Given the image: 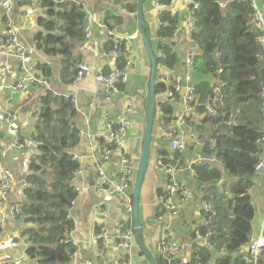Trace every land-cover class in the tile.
<instances>
[{"label":"trees","instance_id":"1","mask_svg":"<svg viewBox=\"0 0 264 264\" xmlns=\"http://www.w3.org/2000/svg\"><path fill=\"white\" fill-rule=\"evenodd\" d=\"M137 1L121 0L122 7L128 12L136 13ZM158 1L162 5H169L172 0ZM194 1L198 7L193 12L195 30L191 37L197 48L192 74L193 81L195 79L194 92L199 104L197 109L200 112L204 111L206 98L212 93L213 78L223 84L222 104L218 106V115L203 118L205 124L211 125V130L205 133L203 151L214 154L220 164L193 165L195 183L203 192V201L208 199L211 210L205 212L201 208L208 223L199 224L192 230L190 241L195 245L196 233L205 235L210 231L207 241L213 244V248L197 247L191 260L196 264L209 263L211 260L212 264H247L242 260L240 251L248 244L252 235L255 207L249 190L254 185L257 171L255 166L261 163L259 153L264 144L258 143V139L264 134V97L261 96L264 68L260 67L262 50L256 41L258 31L251 23L252 0ZM223 2H226V5L222 6ZM40 6L45 9L46 16L38 21L43 30L34 37L36 47L46 55H63L69 62L65 70L73 69V77H76L77 64L81 59H74L73 51L76 45L78 47L84 41L87 23L83 0H41ZM122 20L121 15L108 14L105 23L110 27L111 23L119 24ZM177 25L178 18L173 16L169 9L161 10L154 31L150 30L147 22L144 24V30L151 38L156 56V96L171 88L167 86L166 80L161 79L158 68L162 67L168 71L175 66L177 53L173 32ZM112 47L110 42L105 46L107 50ZM116 60L118 66L125 60L122 50ZM37 67L42 72V77L51 74L49 66ZM103 70L108 72L111 66ZM251 101L256 103L259 116L252 114L249 105ZM49 102H52V99L48 92L39 102L40 118L47 124L56 113ZM58 104V115L66 112L57 119L55 127H58V124L61 127L47 128L52 137H57V141L50 143L43 132L44 129L40 127L39 131L31 135L40 143V151L29 164L30 172L25 177L26 186L22 189L24 200L19 203L20 216L26 224L21 235L28 241L25 255L31 264H70V254L76 247L72 241L66 240L72 238L74 230V220L72 216H68V207L77 197L72 179L79 162L72 158L70 148L78 141V131L71 129L69 125L71 116L75 114L70 99L60 97ZM173 111L169 101L157 98L155 118H161L167 126ZM232 116L234 123H230ZM208 136L216 140L215 147L210 148ZM157 152L158 159L165 165L168 164L169 152L163 148H159ZM36 160H39V164ZM45 164L53 168L50 183L36 174ZM226 185L228 188H225ZM203 188L217 191L209 194V191H203ZM161 193L162 189L158 190L157 194ZM155 213L157 216L158 209ZM125 222L122 223L124 228L131 225L129 218ZM148 251L157 264H165L162 257L149 249ZM220 251L224 254L217 255ZM139 252L143 255L140 250ZM260 260L264 262V255Z\"/></svg>","mask_w":264,"mask_h":264},{"label":"crops","instance_id":"2","mask_svg":"<svg viewBox=\"0 0 264 264\" xmlns=\"http://www.w3.org/2000/svg\"><path fill=\"white\" fill-rule=\"evenodd\" d=\"M253 1L264 14V0ZM40 2L41 0H13L14 10L12 13L14 26L18 29L22 40L31 49L27 54L28 65L35 68L40 77H42V72L37 66L46 65L51 68V74L43 78L49 81L52 91L50 92L52 102L48 104L56 111L55 116L53 115L51 118L50 125L52 128L57 126L59 117H56V115L59 111L58 102L60 97L75 96L77 99V106L74 107L75 114L71 116L69 122L72 124L71 129L74 128L78 131V141L70 148V152L77 155L82 166V174L72 179L75 188L80 187L82 190V193L76 197L72 209L74 220L72 237L80 248L81 257H78L73 264H84L83 261L85 260L91 261L92 264H120L123 259V252L116 248L113 243L112 232L116 225L126 223V219L129 218L130 221L131 218L125 213L124 199L121 195H106L95 187V159L100 158L103 153V147L98 144L96 135L105 131L108 119L117 121L122 116L127 118L130 124L125 134L123 150L131 165H137L144 133L145 100L148 94L150 72V64L137 31V15L135 12L126 11L122 7L121 0H83L84 8L87 11V25L91 35L85 41V48L82 51L79 50L80 45L78 47L76 45L73 58L80 57L81 60L87 62L90 73L81 79H75L73 69L65 70L69 62L66 61L67 59L63 55H46L38 50L34 43L35 35L43 30L38 21L41 17L46 16L45 9L40 6ZM158 4H160L158 0H146L143 6L145 22H147L151 31H154L157 26L158 15L161 10L169 9L170 12L175 10L178 15V24H185L188 13L182 1L176 4L171 1L169 5H163L162 7H158ZM108 14L122 16L121 23L113 24L110 21V27L116 33L129 35L132 42V63L125 69L127 81L119 85L120 92L118 94L99 93L96 91L98 87L94 78V70L98 66L103 69L111 66L112 69L115 58L119 56V51L114 52L113 48L108 50L105 48L107 43L110 42L107 39L108 25L105 23ZM3 28V11L0 8V34ZM173 43L177 53L174 68L168 71L162 67L158 68L161 79L166 80L168 87L172 86V79L175 75L184 74V56L190 45V42L183 35L174 37ZM261 66L262 64H260ZM2 67H5V73L4 76L0 75V83L8 86L18 74V62L13 57L0 55V71ZM194 78L197 77L194 76ZM121 85L122 87H120ZM40 92L41 88L35 85L29 86L18 94H12L8 88H3L0 92V102L9 109L16 111L18 115L17 125L22 136L30 137L39 131L38 127L50 132L47 129L49 127L47 122L40 118V101L38 100ZM158 97L163 101H169L174 111L178 109L176 101L168 99L166 92ZM65 113L61 114L65 115ZM54 121L55 123H53ZM171 123L172 116L167 126L163 124L161 118H155L153 139L148 157V165L150 160L154 159L155 168L153 166L150 172L148 166L146 169L144 181L146 178H150L151 185V192L148 193L147 198L144 197L143 185L141 188L140 220L143 227L142 239L146 247L155 255H158L156 241L162 237L163 230L155 213L156 209L160 213L157 204V192L163 190L165 180L164 174L157 165V151L159 148H163L169 152L168 138L170 135L178 133L170 128ZM189 123L181 128L182 131L187 133V145L183 151L177 154L181 170L178 176L194 190L195 196L188 203L180 204L179 214L176 217L163 214V220L172 223V229L166 231L169 240L173 243L184 242L188 245V248L181 252L184 257H178V261L183 257L182 262L196 264L191 260L190 233L202 220L200 200L203 197V192L200 187H197L194 174L189 167L192 163L197 162L199 158L210 155L203 151V144L206 141L205 133L211 130V125L210 123L205 124L203 118L195 117H192ZM43 125L44 128L41 127ZM51 136L52 134L48 133L47 139L50 143H55L57 137L54 135L51 138ZM2 143V135L0 134V144ZM189 146H193L192 153L189 151ZM259 158L262 167L256 171L254 185L249 190L255 207L252 236L259 229L264 209V144L261 146ZM36 162L39 164V160H36ZM3 164L10 167L13 172V186L4 205L0 208V212L5 211L7 205L11 203H20L24 200L22 189L26 186V174L30 172L24 158L15 153L8 154ZM213 164L219 166L220 162L214 158ZM41 167V170H37L36 174L41 175L47 183H50L53 168L51 165L46 164ZM103 168L108 177L117 176L120 168V153L117 150H114L110 158L103 163ZM226 174L225 177H227ZM220 187L223 188L224 186ZM225 188H228V185ZM203 191H209V194H211L217 190L211 191L203 188ZM205 200L208 201V199ZM25 226L24 218L20 215L14 219L6 217L0 222V262L5 264H31L25 255L28 241L26 237L21 235ZM103 232L107 233L108 238L110 237L107 246L103 243ZM244 248L245 246L241 250ZM139 250L138 246L134 247L130 257L133 264H135V258L137 259L138 255L144 259V255H141ZM223 253V251H220L217 255Z\"/></svg>","mask_w":264,"mask_h":264},{"label":"built area","instance_id":"3","mask_svg":"<svg viewBox=\"0 0 264 264\" xmlns=\"http://www.w3.org/2000/svg\"><path fill=\"white\" fill-rule=\"evenodd\" d=\"M183 2L187 9V20L184 25L178 24L173 32L174 37L183 35L190 43L195 42L191 37L195 30V23L193 18V12L197 9L198 4L194 0H172L174 4ZM162 4H158V7H162ZM224 6V5H222ZM253 12L251 16L252 26L258 31L256 41L259 44L262 54L261 60L264 66V14L252 0ZM0 8L3 11L4 28L0 34V55L5 57H13L18 62V74L16 78L7 86L0 83V92L3 88H8L12 94H18L26 90L29 86L35 85L41 88L38 100L41 101L47 93L52 92L51 86L48 80L38 75L35 68L28 65L27 54L31 50L27 44L22 40L18 29L14 26L13 0H0ZM173 16H178L175 10L171 12ZM178 18V17H177ZM105 27V25H104ZM84 41L80 44L79 50L82 51L85 48V41L89 39L91 33L89 26L86 23L84 29ZM107 39L112 42L113 51L116 52L122 50L125 60L118 66V62L115 58L113 67L110 71L104 72L102 67H97L94 70V78L98 87L99 93H111L118 94L120 92L119 85L127 81V73L125 69L132 63V42L129 35H123L116 33L114 29L108 27ZM196 43V42H195ZM195 46H188V50L184 56V69L185 72L182 75H175L172 79L171 88L166 91V95L169 99L176 101L178 109L172 114V123L170 128L176 130L178 133L169 136V164L162 166V173L165 176V183L162 193L157 197V204L159 205L160 213L156 218L160 221V226L163 227L162 237L156 241L157 253L163 258L165 264H187L182 262L184 257L181 252L188 248V245L184 242L173 243L169 240L168 230L172 229V223L163 220V214H168L171 217H176L179 214L180 204L188 203L194 198V191L190 188L186 181L179 178L178 173L180 170L179 161L175 158L177 152H181L187 145V133L182 131L181 128L189 123L192 117L204 118L210 116H217L219 113L218 106L222 104L221 98V85L222 81L217 78H213L212 93L206 98L204 104V111L200 112L198 102L194 92L193 81V61L196 55ZM119 57V56H118ZM5 67L1 68L0 75L4 76ZM90 73V67L87 62L81 60L77 64V74L75 79H81ZM212 80V79H211ZM261 96L264 97V85L261 87ZM70 99L74 107L77 106V99L75 96L66 97ZM18 115L16 111L9 109L0 102V134L2 135L3 143L0 144V208L4 205L7 196L12 190L13 186V172L7 165L3 164L6 157L10 153L18 154L23 157L26 164L29 167L32 159L39 153L40 143L32 137H25L21 135L19 126L17 125ZM234 123V117L232 116ZM130 122L124 116L119 120L108 119L106 122V129L104 132L98 133L96 139L99 145L103 147L102 156L95 159L96 164V177L95 187L106 195H121L124 199L125 213L130 216V226L123 227L122 223L116 225L113 229L112 241L116 248L121 250L125 256L130 260L131 254L134 250L135 235L132 226V195L131 189L134 179L135 166L131 165L128 157L124 154L125 146V134ZM72 125V124H69ZM264 142V134L258 139V143ZM216 140L214 138L209 139V146L215 147ZM114 150L120 153V168L117 176L108 177L106 174L103 163L110 158V155ZM72 154V153H71ZM72 158L78 161L77 155L72 154ZM214 154L209 156H203L199 158L197 162L192 163L189 167L192 173L195 175L193 165L196 163H208L213 164ZM79 162V161H78ZM159 164H161L159 162ZM261 167V163H257L255 169L258 170ZM82 174V166L79 163L78 168L74 171V177ZM73 177V178H74ZM77 196L82 193L80 187L75 188ZM75 200H72L68 207V216H72V209L74 207ZM203 211L208 212L211 207L207 201H200ZM1 211V210H0ZM21 215V208L19 202L11 203L7 205L5 211L0 212V222L4 218L8 217L14 219ZM208 223V220L202 215V220L192 229L193 231L199 224ZM107 232V231H106ZM102 233L103 243L105 246L108 244L107 233ZM210 231L205 235L196 233L195 245L191 240V252L200 246L213 248V244L207 241ZM72 241L76 247L73 253L70 254V264L81 257L80 248L78 244L72 238L66 240ZM242 260L247 264H264L260 259L264 255V211L259 229L255 235H251L248 244L243 250L240 251ZM183 256L178 261V257ZM192 259V258H191ZM191 262V260H190ZM189 262V263H190ZM84 264H92L91 261L85 260ZM0 264H5L0 262ZM128 264V263H123ZM212 264V260L209 263Z\"/></svg>","mask_w":264,"mask_h":264},{"label":"water","instance_id":"4","mask_svg":"<svg viewBox=\"0 0 264 264\" xmlns=\"http://www.w3.org/2000/svg\"><path fill=\"white\" fill-rule=\"evenodd\" d=\"M146 0L137 1V31L141 37L142 45L144 51L147 55L150 72L148 80V94L146 98L145 105V124H144V133L142 139V145L140 148V155L137 165L135 166V175L132 184V226L135 235V241L140 251L148 260L149 264H157L155 258L149 253L146 248L143 239H142V223L140 220V202H141V188L144 182L146 169L148 166V157L151 148L154 118L156 112V93H155V84H156V56L154 53L153 45L150 36L144 30L145 17L143 6ZM196 43H190V46H195Z\"/></svg>","mask_w":264,"mask_h":264},{"label":"rangeland","instance_id":"5","mask_svg":"<svg viewBox=\"0 0 264 264\" xmlns=\"http://www.w3.org/2000/svg\"><path fill=\"white\" fill-rule=\"evenodd\" d=\"M250 109L252 110V114H256L257 116H259V114H258V112L256 111V103L255 102H253V101H251L250 102ZM55 116V115H54ZM56 117H61V115H56ZM56 121V120H55ZM55 121L53 122V123H55ZM49 124V126L51 127V121H49L48 122ZM60 124H58V127H54V128H60L61 126H59ZM41 127H43L44 128V125L43 126H41ZM44 132L46 133V135H48V133H50V135H51V132H48L47 130H44ZM56 134L57 135H59V133L56 131ZM64 134V133H63ZM62 134V135H63ZM31 137V136H30ZM51 138H52V136H51ZM189 151L192 153V151H193V146H189ZM38 154V153H37ZM154 162H155V160L154 159H152V160H150V162H149V165H148V169H149V172L152 170V168H153V166H154V168H155V165H154ZM157 169V168H156ZM27 175V174H26ZM47 179H49L48 177H47ZM143 191H145V198H147L148 197V193H150L151 192V185H150V178L149 179H147L146 178V180L144 181V183H143ZM5 258V257H4ZM144 262V264H148L147 263V260L145 259V257H144V259L142 258V256L140 257L139 255L137 256V259L135 258V264H142Z\"/></svg>","mask_w":264,"mask_h":264},{"label":"clouds","instance_id":"6","mask_svg":"<svg viewBox=\"0 0 264 264\" xmlns=\"http://www.w3.org/2000/svg\"><path fill=\"white\" fill-rule=\"evenodd\" d=\"M221 5H226V2H223V3H221ZM261 63H262V60H261ZM262 66H263V63H262ZM263 68H264V66H263ZM213 81H214V79L212 80V83H211V86H213ZM221 94H222V91H221ZM157 98H158V96H156V105H157ZM168 98V97H167ZM169 99V98H168ZM163 101V100H162ZM155 119V118H154ZM153 130H154V126H153ZM211 138H213V137H210L209 139H211ZM152 139H153V134H152ZM209 139H208V143H209ZM152 143V142H151ZM178 153H180V152H177L176 153V155L178 154ZM207 154V153H206ZM175 155V158L177 159V156ZM214 157L216 158V156L214 155ZM217 159V158H216ZM159 162L161 163V164H159ZM169 164V163H168ZM208 164V163H207ZM157 165H158V167L160 168V170H162V166L163 165H165L164 164V162L161 160V159H158V161H157ZM211 165H215V164H211ZM136 171V170H135ZM134 175H135V173H134ZM188 185V184H187ZM190 187V186H189ZM191 188V187H190ZM194 191V190H193ZM131 192H132V189H131ZM194 196H195V193H194ZM203 199H201L200 201H202ZM201 214H202V212H201ZM135 246H137V244H136V241H135ZM134 246V247H135ZM224 254V253H223Z\"/></svg>","mask_w":264,"mask_h":264},{"label":"flooded vegetation","instance_id":"7","mask_svg":"<svg viewBox=\"0 0 264 264\" xmlns=\"http://www.w3.org/2000/svg\"><path fill=\"white\" fill-rule=\"evenodd\" d=\"M144 257H145V256H144ZM145 259H146V257H145ZM146 260H147V259H146ZM123 263L133 264V263L128 259V257L125 256L124 254H123V259H122V261L120 262V264H123ZM147 263H148V260H147Z\"/></svg>","mask_w":264,"mask_h":264},{"label":"bare ground","instance_id":"8","mask_svg":"<svg viewBox=\"0 0 264 264\" xmlns=\"http://www.w3.org/2000/svg\"><path fill=\"white\" fill-rule=\"evenodd\" d=\"M68 236V235H67ZM70 242V241H69Z\"/></svg>","mask_w":264,"mask_h":264}]
</instances>
